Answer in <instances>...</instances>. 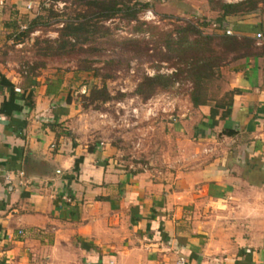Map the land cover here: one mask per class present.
Here are the masks:
<instances>
[{
  "label": "crops",
  "instance_id": "crops-1",
  "mask_svg": "<svg viewBox=\"0 0 264 264\" xmlns=\"http://www.w3.org/2000/svg\"><path fill=\"white\" fill-rule=\"evenodd\" d=\"M31 6L0 0V264H264V57L231 66L227 117L188 101L171 167L125 169L92 143L73 68L28 73L9 57ZM226 20L264 30V13Z\"/></svg>",
  "mask_w": 264,
  "mask_h": 264
},
{
  "label": "rangeland",
  "instance_id": "rangeland-1",
  "mask_svg": "<svg viewBox=\"0 0 264 264\" xmlns=\"http://www.w3.org/2000/svg\"><path fill=\"white\" fill-rule=\"evenodd\" d=\"M151 4L150 8L142 11L138 20L126 21L121 15L106 21L110 33L106 37L97 38L91 43L93 53L87 55L90 59L98 60L95 66L104 67L106 60H113L114 65L105 66L102 73L110 75L106 85L112 95L122 93V98H116L98 109L82 107V96L87 94L88 87L101 81L94 79L91 73L74 70L73 55H50L45 40H54L60 22L41 7L52 5L51 0H31L32 6L26 9L15 27L19 33L12 34L13 43L7 46L9 57L19 63L20 71L52 68L58 73L72 71L75 78L73 95L76 104L85 114L92 143H108L115 148L117 163L125 169H159L171 167L185 151V134L180 135L172 126L188 105L190 83L178 76V79L167 89L158 91L145 102L134 95L136 83L142 74L153 75L156 72L170 74L181 63L172 53H166L163 48L165 36L178 25L190 21L199 24L203 20L213 21L218 13L210 10L206 0H140ZM225 2H235L224 0ZM239 1V0H238ZM77 2L70 0L66 4L65 13L79 9ZM63 3L53 4V9L62 11ZM151 11L155 19H146L145 12ZM39 15V16H37ZM41 18L40 24L28 35L20 34L30 19ZM46 20V22H44ZM142 23V24H141ZM136 29H141L139 32ZM204 33H211L212 26L202 28ZM233 34V33H232ZM11 36V35H10ZM19 38V41L17 40ZM130 39H138L137 47L128 43ZM20 44L16 46L15 44ZM56 46L51 49L54 51ZM88 47V46H87ZM136 50H132V49ZM7 50V51H8ZM7 51L5 53H7ZM49 53V54H48ZM71 72V70H70ZM75 72V73H74ZM230 70L222 68L221 77L209 84L207 91L210 96H221L228 88ZM87 82V83H86ZM174 161V162H173Z\"/></svg>",
  "mask_w": 264,
  "mask_h": 264
},
{
  "label": "trees",
  "instance_id": "trees-1",
  "mask_svg": "<svg viewBox=\"0 0 264 264\" xmlns=\"http://www.w3.org/2000/svg\"><path fill=\"white\" fill-rule=\"evenodd\" d=\"M51 1L53 4L63 3V7L62 11L54 10L53 4L48 7H41L48 13V19L54 17L57 22L61 23L56 31V39L45 40V43L48 44L47 51H51L50 55H73L75 57L73 62L75 71L91 73L94 79L98 78L101 81L100 85L92 83L88 87L87 94L81 97L82 107L98 109L116 98H122L124 96L122 93L116 95L110 93L106 85V80L110 78V75L102 73L105 66L114 65L113 60H106L104 67H97L95 64L99 62L98 60L79 54L93 53L94 47L91 43L95 42L97 38L109 35L110 31L105 26L106 21L118 15H121L122 19L126 21L138 20V15L150 8L151 4L140 0H72L77 2L76 5L79 9L76 8L71 13H65L66 4L70 0ZM206 1L210 10L218 13L213 21L203 20L199 24L187 21L183 25H178L174 31L167 33L163 41L165 52L172 53L181 63V67L170 74L160 72L153 75L142 74L133 93L140 101L145 102L158 91L170 87L178 79V76H183L190 83L188 100L191 105L194 108L201 105L209 106V118L214 121L216 116L223 119L229 115V107L235 90L227 89L221 96L212 97L207 91V86L221 77L223 67H228L230 70L234 63L244 58L264 57V41L257 44L252 34H225L229 27L226 18L254 13L262 14L264 0ZM37 16L28 21L20 34H30L40 22H43L41 18L44 17ZM11 26L15 27V24L13 23ZM207 26H212L213 31L211 33L202 31V28ZM136 30L142 31L141 29ZM253 30L254 32L261 31L264 34L262 26H257ZM15 33H11V36ZM17 40L19 41L18 37ZM128 43L137 47L139 40L130 39ZM53 45L56 46L54 51L51 50ZM34 70L35 67H32L27 72L33 73ZM52 83L58 89L61 79H55Z\"/></svg>",
  "mask_w": 264,
  "mask_h": 264
},
{
  "label": "built area",
  "instance_id": "built-area-1",
  "mask_svg": "<svg viewBox=\"0 0 264 264\" xmlns=\"http://www.w3.org/2000/svg\"><path fill=\"white\" fill-rule=\"evenodd\" d=\"M235 2H237L238 0H233ZM240 1V0H239ZM263 13H264V9H263ZM146 19H155L153 13L151 11H146L145 12V16ZM233 32L230 29H227L225 31V34L227 35H231ZM252 37L254 38V40L256 41L257 44H259L260 42L264 41V34L261 31H255L252 34ZM16 91H19V89L16 88ZM8 175L4 176L5 181L8 182ZM174 264H187V260L185 257H183L182 255L177 256Z\"/></svg>",
  "mask_w": 264,
  "mask_h": 264
}]
</instances>
